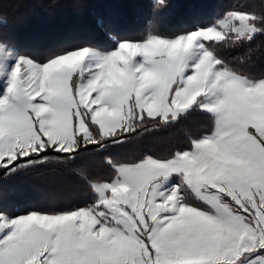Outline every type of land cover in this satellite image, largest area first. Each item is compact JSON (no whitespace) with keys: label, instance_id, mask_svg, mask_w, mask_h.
I'll list each match as a JSON object with an SVG mask.
<instances>
[{"label":"snow or ice","instance_id":"obj_1","mask_svg":"<svg viewBox=\"0 0 264 264\" xmlns=\"http://www.w3.org/2000/svg\"><path fill=\"white\" fill-rule=\"evenodd\" d=\"M37 6L78 17L0 0V264H264V0Z\"/></svg>","mask_w":264,"mask_h":264},{"label":"trees","instance_id":"obj_2","mask_svg":"<svg viewBox=\"0 0 264 264\" xmlns=\"http://www.w3.org/2000/svg\"><path fill=\"white\" fill-rule=\"evenodd\" d=\"M23 3L28 5L25 9L22 10L20 15L14 16L10 19V23L12 24H23V30H17L22 36H30L34 33H38L43 31L46 27L44 26L47 23L49 26H63L65 24H69L75 22L78 17V10L73 7H66L60 10H57L55 14V18L49 20V10L46 8H42L37 6L38 0H22ZM79 2V0H61V3L71 5ZM92 3H106L110 2V0H89ZM124 3H133L139 2V0H121ZM143 2H151V0H143ZM183 3H190L192 0H181ZM37 24L36 27L31 28L32 32H29L28 27L30 23ZM44 26V27H43ZM18 27V26H17ZM21 29V28H20ZM189 126L197 127L198 124L195 121H190ZM161 135L166 136L172 141L186 142L183 134V129L178 127L176 129L170 130L167 133H162ZM20 198H24V194L20 193Z\"/></svg>","mask_w":264,"mask_h":264},{"label":"rangeland","instance_id":"obj_3","mask_svg":"<svg viewBox=\"0 0 264 264\" xmlns=\"http://www.w3.org/2000/svg\"><path fill=\"white\" fill-rule=\"evenodd\" d=\"M13 25L16 27L17 30H23V29H25V28H23V24H13ZM36 26H37V24L35 23V21L33 23H30V26L28 27L29 32H32L30 29L33 28V27H36ZM44 26L45 27H49V25L47 23H45Z\"/></svg>","mask_w":264,"mask_h":264}]
</instances>
